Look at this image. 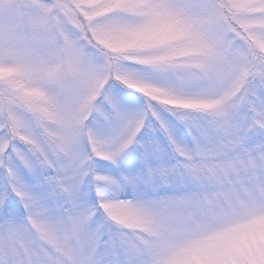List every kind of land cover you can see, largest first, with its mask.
<instances>
[{
	"label": "snow or ice",
	"instance_id": "obj_1",
	"mask_svg": "<svg viewBox=\"0 0 264 264\" xmlns=\"http://www.w3.org/2000/svg\"><path fill=\"white\" fill-rule=\"evenodd\" d=\"M264 0H0V264H264Z\"/></svg>",
	"mask_w": 264,
	"mask_h": 264
},
{
	"label": "clouds",
	"instance_id": "obj_2",
	"mask_svg": "<svg viewBox=\"0 0 264 264\" xmlns=\"http://www.w3.org/2000/svg\"><path fill=\"white\" fill-rule=\"evenodd\" d=\"M260 227H261V230L264 231V225H261Z\"/></svg>",
	"mask_w": 264,
	"mask_h": 264
}]
</instances>
